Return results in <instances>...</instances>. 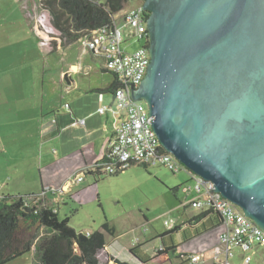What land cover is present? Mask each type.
<instances>
[{
  "label": "water",
  "instance_id": "water-1",
  "mask_svg": "<svg viewBox=\"0 0 264 264\" xmlns=\"http://www.w3.org/2000/svg\"><path fill=\"white\" fill-rule=\"evenodd\" d=\"M144 101L164 149L264 231V0H144Z\"/></svg>",
  "mask_w": 264,
  "mask_h": 264
},
{
  "label": "rangeland",
  "instance_id": "rangeland-1",
  "mask_svg": "<svg viewBox=\"0 0 264 264\" xmlns=\"http://www.w3.org/2000/svg\"><path fill=\"white\" fill-rule=\"evenodd\" d=\"M95 2L105 4L107 0H95ZM141 4L140 0H129L124 6V10L116 16L117 21L120 23L124 12ZM40 15V21L44 24L43 29L50 33L56 31L52 16L47 12H42ZM28 27L26 29L20 5L15 0H0V97L3 99H8V96H11V92L8 95V84L11 82V78L14 79L16 85L19 84L20 88L24 84L27 92H29V88L32 89L31 84L42 81L37 77L44 75L41 72L43 57L41 60V54L36 46L38 39L34 40L26 36ZM52 43L53 41L48 42L50 46ZM128 44H132L134 51L141 45L136 39H131ZM49 48L47 49L49 50ZM48 60L49 57H44V62L51 64V61L48 62ZM57 68L54 65L53 70L47 73L44 81H49L51 78L56 81L59 73ZM106 77L108 78V76ZM94 79H96L97 85H100L103 83L104 77L101 78L97 74ZM20 94L21 90H16L12 96ZM47 100L49 97L45 94V101ZM8 129V101L1 100L0 194L4 193L6 196L8 195V186L18 187L19 185L8 181L10 167L20 163V167L24 169V163H21L24 159L21 157L27 155L26 164L31 165V169L35 172L32 165L34 161H38V155L34 159L32 155L35 153L30 152L29 154L16 155L15 160H19V162H12L8 166ZM24 138V135L20 136L16 132L13 137V146H17L16 144H19L20 140ZM58 151L60 148L57 146L46 145L44 160L48 161L49 157H55ZM72 170V166L65 160L54 169L62 179L67 177ZM73 178L74 176L69 178L70 182L73 181ZM17 181L21 182L22 180ZM194 186L195 182L187 171L186 173H172L164 167H147L145 169L135 165L116 176L108 175L101 178L98 183H95L93 178L84 176L83 182L73 183L70 193L59 195L57 204L53 205L59 208V219L70 218V227L77 233L85 235L86 232L102 231V227L106 223L114 230L113 235L105 234L106 248L98 254L101 264H114L109 261V255L127 264H141L139 258H136L137 256L135 257L131 252L135 248L134 251L138 255L144 256L145 254L151 258L149 264H188L183 260L189 255L205 254L210 249L219 247V237L223 232V226L220 225L208 232H205L202 227H198V234L192 227H188L186 232L184 228L171 235L167 234L170 230L165 227L166 221L173 220L177 226L182 227L186 226L185 223L194 214H199L197 210L190 207L185 208V205H188L194 197L193 193L188 194L187 190ZM49 197L52 199V196L49 195ZM36 231L40 240L51 235V232L46 229L39 228ZM163 245L171 250L167 254L153 259V251ZM172 246L175 247L174 251ZM244 256L245 254L240 250H234V257L230 259V263L244 264ZM248 256H252L251 264H264V248H256L249 252ZM207 259L209 261L211 258L207 257ZM214 259H211L207 264H214Z\"/></svg>",
  "mask_w": 264,
  "mask_h": 264
},
{
  "label": "crops",
  "instance_id": "crops-1",
  "mask_svg": "<svg viewBox=\"0 0 264 264\" xmlns=\"http://www.w3.org/2000/svg\"><path fill=\"white\" fill-rule=\"evenodd\" d=\"M15 2L20 5L26 29L29 26L26 36L30 39H38L36 46L41 54V60L43 57L41 72L44 75L37 77L42 81L31 84L32 89L29 88V92L25 90L24 84L20 88L11 78L8 84V95L11 92V96H8V99L0 97V101H8V166L12 162H19L15 160L16 155L34 152L35 154L32 155L34 159L38 155V161H34L32 165L35 172L31 169V165L26 164L27 155L21 157L24 159L21 162L24 163V169L20 167V163L10 167L8 181L19 185L8 186L7 196L38 197L50 204H57L59 195L70 193L72 190L73 184L70 182L72 176L86 177V174L94 173L106 157L114 133L115 120L109 112L100 115L98 109L113 106V92L109 89L114 83V76L106 70L104 61L92 55L82 41L71 42L56 29L51 33L43 29L44 24L39 17L42 12L37 8L36 0H15ZM47 13L50 15L49 12ZM49 41H53L51 46L48 44ZM46 47H51L49 48L51 51ZM44 57H49L48 62L51 61V64H46ZM54 65L59 69L58 79L54 81L51 78L49 81H44ZM97 74L101 78L104 77L100 85H97L94 79ZM16 90H21V94L12 96ZM45 94L49 97L47 101ZM66 105H69V108ZM77 120H85V125L74 126ZM16 132L20 136L24 135L25 138L20 140L17 146H13ZM49 144L57 146L60 151L55 157H49V160L45 161V147ZM64 160L73 170L62 179L54 169ZM22 172L24 174H20ZM19 179L22 181L18 182ZM3 197L6 195L1 193L0 198ZM185 208L188 206L185 205ZM200 214V212L194 214L190 220ZM187 223L186 226L181 227V229L185 228V232L188 231ZM194 226L202 227L203 221ZM87 233L91 235L93 232H86L85 235ZM162 248H165L164 245ZM156 255L152 253L153 258ZM138 256L144 259L146 255ZM38 261L35 251L32 250L10 264H37Z\"/></svg>",
  "mask_w": 264,
  "mask_h": 264
},
{
  "label": "built area",
  "instance_id": "built-area-1",
  "mask_svg": "<svg viewBox=\"0 0 264 264\" xmlns=\"http://www.w3.org/2000/svg\"><path fill=\"white\" fill-rule=\"evenodd\" d=\"M37 7L42 12H49L38 5ZM117 15L112 17L110 25L92 31L80 40L92 55L104 61L106 70L113 74L117 81L113 92V106L98 109L100 115L109 112L115 120L113 137L99 173L116 174L133 164L150 168L164 167L172 173H186V170H189L160 143L151 126L152 118L149 116L148 105L142 100H133L131 94V86L135 90L139 87L150 63L146 11L142 4L127 10L120 23L117 21ZM131 39H136L141 44L139 49L134 51L132 44H128ZM66 107L69 108V105ZM76 125H85V120L75 121L74 126ZM189 176L195 182V186L187 190L188 194L194 195L189 206L200 213L211 211L218 214L222 220L223 232L219 237V247L205 254H191L183 261L188 264H207L215 258L214 264H231L234 250H240L245 254L244 264H251L252 256H248V253L256 248H264V231L247 217L240 207L217 193L211 181H206L192 172ZM81 182L82 176H76L71 181L72 184ZM31 202L44 201L38 197H29L26 206ZM175 226L173 220L165 222L168 229ZM86 235L90 236L89 233ZM162 250L161 247L153 253L156 255ZM207 257L211 259L208 261Z\"/></svg>",
  "mask_w": 264,
  "mask_h": 264
},
{
  "label": "trees",
  "instance_id": "trees-1",
  "mask_svg": "<svg viewBox=\"0 0 264 264\" xmlns=\"http://www.w3.org/2000/svg\"><path fill=\"white\" fill-rule=\"evenodd\" d=\"M128 1L107 0L105 4H100L95 0H36V3L49 11L55 29L64 38L77 42L90 35L92 31L110 25L112 17L122 12ZM116 86L117 81L114 79L109 90L114 92ZM104 162L105 159L100 166ZM135 165L138 164L130 167ZM100 166L94 173L86 174V177H93L95 183L107 177L108 175L99 173ZM139 166L147 169L145 165ZM123 171L109 176H116ZM28 201L29 197L21 196L0 198V264H10L32 250L35 251L39 264H101L98 254L106 248L105 234H114L108 223L103 225L102 231L87 237L70 227V218L59 219L58 207L45 201L31 202L26 206ZM204 220L208 222L205 223ZM200 221H203L202 227L206 232L222 223L218 214L209 211L192 218L188 227L195 228L198 234L199 229L194 225ZM39 228L50 231L51 235L40 240L36 235V229ZM179 231L181 227L174 228L167 234L171 235ZM135 249L131 252L139 258L141 264H149L151 258L148 255L144 259L139 257ZM170 250L171 248L165 247L154 258L161 257ZM172 250L174 251L175 247H172ZM109 261L114 264H127L111 255Z\"/></svg>",
  "mask_w": 264,
  "mask_h": 264
},
{
  "label": "bare ground",
  "instance_id": "bare-ground-1",
  "mask_svg": "<svg viewBox=\"0 0 264 264\" xmlns=\"http://www.w3.org/2000/svg\"><path fill=\"white\" fill-rule=\"evenodd\" d=\"M170 154H171V153H170ZM173 156H174V155H173ZM174 157H175V156H174ZM181 164H182V163H181ZM138 165H141V164H138ZM182 165H183V164H182ZM188 170H189V169H188ZM186 171H187V170H186ZM189 171H190V170H189ZM189 171H187V172L190 174L191 171H190V172H189ZM192 173H193V172H192ZM193 174H194V173H193ZM195 175H196V174H195ZM197 176H198V175H197ZM82 177H83V181H84V176H82ZM199 177H200V176H199ZM201 178H202V177H201ZM212 183H213V182H212ZM220 195H221V194H220ZM187 206L190 207V206H189V203H188ZM190 208H191V207H190ZM191 209H192V208H191ZM175 224H176V223H175ZM174 228H177V225H176ZM174 228H172V229H170V230H173ZM162 251H163V250H162ZM158 253H159V252H158ZM158 253H157V254H158Z\"/></svg>",
  "mask_w": 264,
  "mask_h": 264
},
{
  "label": "flooded vegetation",
  "instance_id": "flooded-vegetation-1",
  "mask_svg": "<svg viewBox=\"0 0 264 264\" xmlns=\"http://www.w3.org/2000/svg\"><path fill=\"white\" fill-rule=\"evenodd\" d=\"M144 3V0L142 1V4Z\"/></svg>",
  "mask_w": 264,
  "mask_h": 264
}]
</instances>
